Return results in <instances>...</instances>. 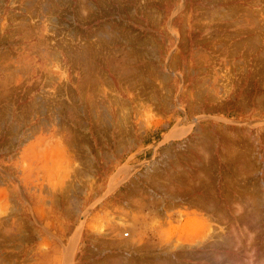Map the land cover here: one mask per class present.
<instances>
[{
  "label": "rangeland",
  "instance_id": "obj_1",
  "mask_svg": "<svg viewBox=\"0 0 264 264\" xmlns=\"http://www.w3.org/2000/svg\"><path fill=\"white\" fill-rule=\"evenodd\" d=\"M0 264H264V0H0Z\"/></svg>",
  "mask_w": 264,
  "mask_h": 264
},
{
  "label": "bare ground",
  "instance_id": "obj_2",
  "mask_svg": "<svg viewBox=\"0 0 264 264\" xmlns=\"http://www.w3.org/2000/svg\"><path fill=\"white\" fill-rule=\"evenodd\" d=\"M29 4V3H28ZM112 35V34H111ZM99 36V35H98ZM103 106V105H102ZM125 234H127V233H125ZM129 234H127V236H128Z\"/></svg>",
  "mask_w": 264,
  "mask_h": 264
},
{
  "label": "built area",
  "instance_id": "obj_3",
  "mask_svg": "<svg viewBox=\"0 0 264 264\" xmlns=\"http://www.w3.org/2000/svg\"><path fill=\"white\" fill-rule=\"evenodd\" d=\"M124 237H127V234H124Z\"/></svg>",
  "mask_w": 264,
  "mask_h": 264
}]
</instances>
